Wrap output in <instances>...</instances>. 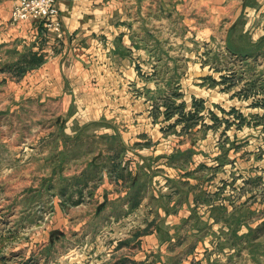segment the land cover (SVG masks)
Instances as JSON below:
<instances>
[{
	"label": "crops",
	"instance_id": "crops-1",
	"mask_svg": "<svg viewBox=\"0 0 264 264\" xmlns=\"http://www.w3.org/2000/svg\"><path fill=\"white\" fill-rule=\"evenodd\" d=\"M17 1L0 0V67L34 86L18 97L38 132L27 158L7 170L0 158V212H16L0 217V264H214L216 206L197 203L195 158H158L161 121L173 103L206 102L195 93L215 80L205 45L226 52L238 26V50H262L264 0H57L61 38L15 23ZM55 130L66 158H52ZM87 138L97 151L74 157ZM34 211L54 212L19 217Z\"/></svg>",
	"mask_w": 264,
	"mask_h": 264
},
{
	"label": "rangeland",
	"instance_id": "rangeland-1",
	"mask_svg": "<svg viewBox=\"0 0 264 264\" xmlns=\"http://www.w3.org/2000/svg\"><path fill=\"white\" fill-rule=\"evenodd\" d=\"M237 29L238 26L230 31L226 52L214 43L197 51L199 59L213 63L205 69L215 80L195 84L196 95L206 102H198L199 116L192 121L186 120L190 110H194L192 100L189 104H180L184 106L182 114L178 109L181 106L173 103L170 111L174 116L161 121L169 127L165 132L168 139L157 150L163 154L158 158L196 160L197 203L203 209L216 206L215 213L219 216V236L211 244L210 236L206 240L213 248L210 249L213 263L264 264V41L259 52L243 53L238 50ZM179 69L184 73L186 68ZM16 72V68L0 67V74L7 75L0 77V111L4 110L0 114V158H4L5 170L11 166L10 158H27L28 149L21 147L23 141L33 134V127L38 132L36 122L27 121L31 116L24 111L26 102L18 97L20 91L28 92L34 86L12 81ZM173 92L176 94L178 89ZM22 106V112H17ZM181 117L186 119L175 125ZM61 140L59 134L53 138L52 158H66L61 154ZM91 141L90 138L81 140L88 145L73 148V156L79 157L84 151L82 158L94 155L101 142ZM187 148L189 152L181 151ZM36 150L42 152L43 147ZM53 212L34 211L19 217L44 219ZM13 213L16 214L1 211L0 217L11 218Z\"/></svg>",
	"mask_w": 264,
	"mask_h": 264
},
{
	"label": "built area",
	"instance_id": "built-area-1",
	"mask_svg": "<svg viewBox=\"0 0 264 264\" xmlns=\"http://www.w3.org/2000/svg\"><path fill=\"white\" fill-rule=\"evenodd\" d=\"M57 0H19L14 4L12 19L19 23L28 19L41 21L44 26L62 35V24L57 20L59 9L56 6ZM264 30V27H263Z\"/></svg>",
	"mask_w": 264,
	"mask_h": 264
},
{
	"label": "trees",
	"instance_id": "trees-1",
	"mask_svg": "<svg viewBox=\"0 0 264 264\" xmlns=\"http://www.w3.org/2000/svg\"><path fill=\"white\" fill-rule=\"evenodd\" d=\"M194 111L193 112H190L186 117H187V119L186 118H184V117H181L178 121L179 122H181V121H184L185 119L187 120V122L188 121H192L193 119H195L197 116H199V109L197 108L199 105H198V102H194ZM171 108H169L168 110H170ZM178 109L180 110V112L178 111ZM176 108V110L179 112V113H181L182 114V111H183V109H184V106H182L181 105V107L180 108ZM236 110L235 109H233L232 110V112L234 113ZM172 115H174L173 114V112L172 111H170L169 113H167L166 114V118L168 119V118H170ZM214 118L216 119L217 117H215L214 116Z\"/></svg>",
	"mask_w": 264,
	"mask_h": 264
}]
</instances>
